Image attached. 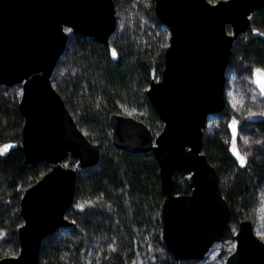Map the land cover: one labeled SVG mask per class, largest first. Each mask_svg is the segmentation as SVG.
<instances>
[{
  "label": "water",
  "instance_id": "1",
  "mask_svg": "<svg viewBox=\"0 0 264 264\" xmlns=\"http://www.w3.org/2000/svg\"><path fill=\"white\" fill-rule=\"evenodd\" d=\"M263 7L264 0H155V13L170 39L162 74L151 79L147 95L163 128L155 135L132 115L109 117L115 147L152 151L157 158L164 195L160 240L178 264H199L216 242L233 245L225 264H264V240L251 218L233 227L217 169L203 150L208 117L227 107L226 69L234 42ZM116 27L115 0H0V85L22 87L24 163L51 165L25 188L17 229L20 250L0 257V264H40L44 239L73 224L67 212L78 170L99 163L101 145L81 129L51 76L70 32L108 45ZM257 70L264 68L256 66L253 74ZM69 154L77 159L75 166L64 164ZM176 171L190 172V192H175Z\"/></svg>",
  "mask_w": 264,
  "mask_h": 264
},
{
  "label": "trees",
  "instance_id": "2",
  "mask_svg": "<svg viewBox=\"0 0 264 264\" xmlns=\"http://www.w3.org/2000/svg\"><path fill=\"white\" fill-rule=\"evenodd\" d=\"M154 2L148 1L149 13L161 25ZM166 47L123 35L112 37L108 45L81 33L69 37L66 50L79 71L55 87L79 126L86 128L89 139L101 145L100 160L94 167L78 170L74 203L67 212L75 237L69 240L58 231L46 237L40 264H68L64 253L70 251L73 243L76 248L72 250L79 261L90 239L101 235L107 240L113 234L114 244L105 245L87 264H122L123 256L130 258L137 247L146 252L147 241L156 250L151 264H178L160 240L158 212L164 195L157 158L152 151L129 152L115 147L109 124L110 115L122 112V106H135L143 111L137 118L155 135L162 130L163 121L152 106L147 89L151 79L162 74ZM238 57L264 68V7L252 14L250 28L235 40L230 61ZM19 100L12 87L0 85V149L10 145L0 151V238L10 229L15 243L19 241L18 226L23 222L22 194L51 167L47 162L24 163L19 138L24 117ZM220 114L226 118L229 141L223 138L221 128L208 131L205 127L203 150L217 169L224 196L231 205L232 221L238 225L240 220L250 218L249 208L258 186L264 182V116L248 119L261 135L260 157L248 164L246 157L242 156L243 162L239 159L236 148L243 120L228 106ZM64 164L75 166L77 159L69 154ZM189 173H174L176 193L191 191ZM231 251L227 248L225 253Z\"/></svg>",
  "mask_w": 264,
  "mask_h": 264
},
{
  "label": "rangeland",
  "instance_id": "3",
  "mask_svg": "<svg viewBox=\"0 0 264 264\" xmlns=\"http://www.w3.org/2000/svg\"><path fill=\"white\" fill-rule=\"evenodd\" d=\"M149 0H118L116 4L117 13V27L112 37L126 36L133 41L140 42L147 40L155 46L169 44L170 31L169 28L162 22L161 25L155 23L151 14L149 13ZM73 34L70 32V36ZM242 35V34H241ZM240 35V36H241ZM110 38V39H111ZM252 63L244 57L235 58L234 61H230L226 69V80L224 93L227 100V106L237 116L243 120V124L239 129V135L237 139V151L239 159L246 157L249 159L248 164H251L253 159L260 157L261 152V135L259 129L248 120L255 115L264 116V98L261 95L260 90L255 86L253 81V69ZM78 68L71 58L70 51H65L59 58L51 80L54 86H62L63 82L67 79L69 74H76ZM160 78V77H156ZM9 87V86H8ZM12 87V90L17 95L21 96L22 87L21 84H16ZM143 111L135 106H122V113L132 115L137 118L138 114ZM226 118L218 113L211 114L208 117L206 130L222 129V135L225 141H229L230 135L226 131L225 123ZM86 133V128H81ZM249 212H251L250 218L253 221L254 230L258 236L264 240V182L258 186L256 190V198L254 203L250 206ZM233 227L236 229L237 224L232 221ZM61 237L73 238L75 235L72 225L65 226L57 230ZM10 229L5 230L0 238V257L17 255L20 250L19 241L14 242V237L10 233ZM113 236H115L113 234ZM105 237L99 235L98 239H90L88 247L85 249V256L78 261L76 252L72 250L76 245L73 243L70 245V251L67 250L66 262L68 264H87L93 257H97L105 245L112 246L115 241V237ZM75 237V236H74ZM148 247L146 252L141 251L139 247L135 252L126 258L123 256L122 264H151L153 262V255L156 252L153 249V245L150 241H147ZM18 245V246H17ZM226 247V249H225ZM74 248V249H75ZM228 249H233V245L226 246L221 242H216L207 252L203 261L199 264H225L227 255L225 252ZM17 253H14L16 252Z\"/></svg>",
  "mask_w": 264,
  "mask_h": 264
},
{
  "label": "snow or ice",
  "instance_id": "4",
  "mask_svg": "<svg viewBox=\"0 0 264 264\" xmlns=\"http://www.w3.org/2000/svg\"><path fill=\"white\" fill-rule=\"evenodd\" d=\"M113 55H115L114 52ZM253 77L254 78L252 82L256 84V86L260 89L262 93H264V70H257L253 74ZM8 147H10V145L5 146L4 149H0V151H6ZM241 161L243 162V157H241Z\"/></svg>",
  "mask_w": 264,
  "mask_h": 264
}]
</instances>
